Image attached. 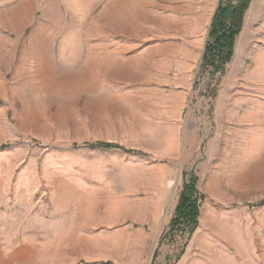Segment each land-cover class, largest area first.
Segmentation results:
<instances>
[{"label": "rangeland", "instance_id": "374dc122", "mask_svg": "<svg viewBox=\"0 0 264 264\" xmlns=\"http://www.w3.org/2000/svg\"><path fill=\"white\" fill-rule=\"evenodd\" d=\"M136 1L0 0V264H264V0L217 72L221 0Z\"/></svg>", "mask_w": 264, "mask_h": 264}, {"label": "trees", "instance_id": "16d2710c", "mask_svg": "<svg viewBox=\"0 0 264 264\" xmlns=\"http://www.w3.org/2000/svg\"><path fill=\"white\" fill-rule=\"evenodd\" d=\"M250 2L251 0H236V3L234 0L220 1L204 55L205 62L213 66L214 72L223 71L225 64L231 59L236 37L242 30ZM100 145L111 147L110 144ZM197 192L195 180L184 185L176 209L177 216L172 221L170 230L172 233L182 230L185 226H188L189 231H193L197 226L199 214Z\"/></svg>", "mask_w": 264, "mask_h": 264}, {"label": "crops", "instance_id": "0c3cea01", "mask_svg": "<svg viewBox=\"0 0 264 264\" xmlns=\"http://www.w3.org/2000/svg\"><path fill=\"white\" fill-rule=\"evenodd\" d=\"M142 1L141 0L136 1L135 5L133 6V10H134L135 14H139L140 19H142L144 22H146L147 19H149V18H157L158 20H161L162 22H165V24L167 26H164L165 28H163V30H166V31L169 30V29L177 28L179 26L182 27V25H183L182 22H180V21H178V22L173 21V19L170 16H168V15H163V16L159 17L157 15L150 14L145 9V7L148 6V3L149 2L146 0V4H145L144 0H142ZM189 1L191 3H193L192 0H189ZM179 3H180V0H176V1L175 0H165L164 5L162 6L163 11L165 13H168V12H172L173 13L174 12V13L179 14V13L182 12V9L184 11H187L188 12L192 8V7H189V6L187 8H185V7L182 8L181 6H178ZM144 5H145V7H144ZM171 50H172V46H169L168 45V46L162 47V49L160 51L168 52L169 53Z\"/></svg>", "mask_w": 264, "mask_h": 264}, {"label": "bare ground", "instance_id": "6f19581e", "mask_svg": "<svg viewBox=\"0 0 264 264\" xmlns=\"http://www.w3.org/2000/svg\"><path fill=\"white\" fill-rule=\"evenodd\" d=\"M250 43V38L247 39L244 43V47H247ZM264 50L259 51L258 57L255 58L256 60V67L252 72H248V70L241 64L239 68L237 69V74H241L242 78L241 80H244L246 83L253 85V86H260L264 89V58H262V61H260L261 55H263ZM240 79H238L235 82H239ZM245 85V84H244ZM235 88V87H234ZM233 88V89H234ZM249 90V89H247ZM234 98V97H233ZM235 105L237 104L236 101L233 102ZM243 105V104H241ZM144 204V203H143ZM144 206H142L141 209H143Z\"/></svg>", "mask_w": 264, "mask_h": 264}]
</instances>
